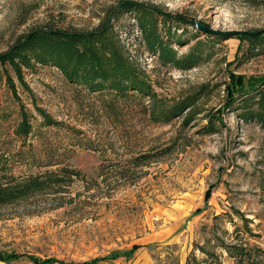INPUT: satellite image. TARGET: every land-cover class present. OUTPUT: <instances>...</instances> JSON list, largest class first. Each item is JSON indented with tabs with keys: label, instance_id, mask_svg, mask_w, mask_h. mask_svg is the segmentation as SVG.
<instances>
[{
	"label": "rangeland",
	"instance_id": "1",
	"mask_svg": "<svg viewBox=\"0 0 264 264\" xmlns=\"http://www.w3.org/2000/svg\"><path fill=\"white\" fill-rule=\"evenodd\" d=\"M123 1L181 20L168 21L183 43L172 46L182 55L200 43L202 62L189 71L159 66L139 44L132 14L108 19ZM106 23L150 97L118 100L68 83L53 67L23 69L30 92L15 81L16 95L31 131L22 138L19 102L0 72V171L69 167L83 177L0 207V253L19 255L0 264H235L222 243H241L264 264V131L238 117L239 100L225 109L230 91L264 80V51L237 35L264 30V3L0 0V54L46 24L91 32Z\"/></svg>",
	"mask_w": 264,
	"mask_h": 264
},
{
	"label": "trees",
	"instance_id": "2",
	"mask_svg": "<svg viewBox=\"0 0 264 264\" xmlns=\"http://www.w3.org/2000/svg\"><path fill=\"white\" fill-rule=\"evenodd\" d=\"M237 1L253 7L264 3L263 0ZM127 13L132 14L135 21L139 44L145 53L156 58L159 66L189 71L202 62L203 50L200 43L182 55L172 46L173 43L179 46L183 43L167 28L168 21L178 24L181 20L161 16V12L152 5L129 1H123L111 10L108 19ZM109 27L106 23L91 32H83L58 29L46 24L20 36L6 52L0 54L1 75L5 77L6 85L19 102L21 120L15 130L18 137L25 138L31 131L29 114L16 95L15 81L24 91L30 92L25 83L23 69L32 70L36 66L53 67L68 83L90 93H109L118 100H142L143 97L151 96L150 86L143 78L137 62L129 58L124 46L119 44L116 37L111 38L113 33ZM237 35L252 48H257L259 52L264 51V30ZM237 100L240 102L239 107L235 109L240 110L238 117L245 122H255L264 131V80L247 89L230 91L225 101V109L233 108ZM34 107L44 121L50 124L51 121L45 113L36 105ZM147 157L144 155L141 158ZM82 179L79 171L69 167L23 177L0 171V207L24 201L37 193L62 192V189L73 184L75 180ZM238 215L241 216L240 213ZM220 246L234 259L235 264H254L250 249L243 244L222 243ZM18 258L19 255L0 253V262ZM28 259L33 264L56 263L53 258ZM97 261L98 259H94L77 264H95Z\"/></svg>",
	"mask_w": 264,
	"mask_h": 264
},
{
	"label": "water",
	"instance_id": "3",
	"mask_svg": "<svg viewBox=\"0 0 264 264\" xmlns=\"http://www.w3.org/2000/svg\"><path fill=\"white\" fill-rule=\"evenodd\" d=\"M197 29L200 30V31H202V32H207V33H211V34L216 33V32L213 31L212 29H209V28L205 27V26L202 25V24H198V25H197Z\"/></svg>",
	"mask_w": 264,
	"mask_h": 264
}]
</instances>
